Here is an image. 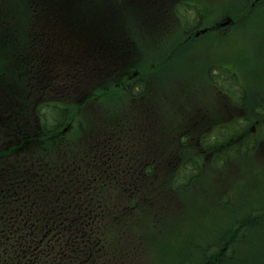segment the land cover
I'll return each mask as SVG.
<instances>
[{"label":"trees","instance_id":"obj_1","mask_svg":"<svg viewBox=\"0 0 264 264\" xmlns=\"http://www.w3.org/2000/svg\"><path fill=\"white\" fill-rule=\"evenodd\" d=\"M167 5L170 14L161 15ZM263 10H241L240 18L248 31ZM214 14L211 7L195 0H0V117L3 112L4 121L11 109L17 111L19 100L24 117L22 131L10 137L0 126V218H10L12 227L5 239L15 262L18 256L27 259L37 254L38 264H133L142 248L134 246L129 254L121 243L122 232L130 226L139 242H144L146 229L141 218L165 216L169 202L162 195L189 194L191 185L204 176L206 150L217 152L215 163L222 168L228 158L244 155L255 146L257 139L247 129L258 118L256 88L253 92L254 86L247 80L253 77L251 74L238 75L231 68L225 71L221 87L215 79L220 75L217 63L201 75L203 56L189 61L173 76L165 73L183 50L194 52L182 59L202 53L203 44L229 39L231 28L222 29L217 37L183 42L168 51L164 59L162 54L153 59L148 54L149 65L131 60L136 52L151 47L144 39L159 40L169 32L152 34L149 27H170L185 17L182 33L187 30L191 34L210 23ZM226 14L235 16L233 12ZM262 25L256 29L257 37ZM77 46L82 48L71 61L79 63L74 66L69 64L68 54L69 48ZM165 47L169 50L174 46ZM196 64L200 65L196 68L199 75L217 87L210 99H198L206 107L199 112L205 119H214L205 130L196 125L195 109L187 111L186 121L170 115L155 125L146 107L137 110L136 90L142 85L140 96L150 89L151 100H155L153 112L160 118L164 97L161 88L173 86L167 77H180ZM132 66H138L142 76L151 73L150 85L143 83L144 79L129 90L113 85L124 79ZM103 67L108 77L83 83L84 77ZM82 84L101 95L106 110L77 113V107L81 108L69 101ZM182 95L186 104L190 95ZM43 98L45 103L40 100ZM6 104L11 109L4 107ZM223 104L230 113L225 119ZM69 121L74 127L63 136L60 131ZM167 127L175 131L171 141L165 138ZM160 130L163 139L151 143ZM20 173L24 175L16 177ZM19 218H28L29 228ZM128 218L139 219L132 226ZM16 223L22 229L21 236ZM262 226L264 231V218L234 220L217 236L219 242L214 247L201 248L202 257L221 264L240 241L262 230ZM148 232L155 235L153 228ZM263 239L253 246L264 249ZM181 240L183 243V237ZM36 245L38 250L31 255L20 251ZM167 245V251L178 250L174 252L176 264H184V260L186 264L201 263L190 259L189 254L182 257L183 247L181 253L178 247Z\"/></svg>","mask_w":264,"mask_h":264},{"label":"rangeland","instance_id":"obj_2","mask_svg":"<svg viewBox=\"0 0 264 264\" xmlns=\"http://www.w3.org/2000/svg\"><path fill=\"white\" fill-rule=\"evenodd\" d=\"M195 1L203 2L199 3V5L211 7L212 10H215V14L211 17L210 23L208 24H212L218 19V21H220L225 13L233 12L237 25L231 28L232 34L229 39L224 42H215L213 45L203 44L204 48L202 53L195 54L186 59L179 58L178 61L166 67L165 73L173 76L181 71V67L186 66L189 61L199 59L202 56L204 58L201 60V66H204L208 60H212L214 56L217 59L226 61V63L220 62L217 64L220 75L215 79L219 85L224 82L225 71L230 72L231 68L238 75H244L245 72L251 74L254 77L252 84L264 82V67H262L264 66V25L258 30V37L255 34L258 25L264 23V12L259 19L255 20L248 31L243 26L246 22L241 20L240 14L243 8H251L250 3L252 0H248V2L244 0ZM249 15L250 13L247 15V18ZM188 17L191 16L189 15ZM184 18L185 17H180L176 25L174 24L170 27L157 26L148 29L152 34H158L163 30L165 32L169 31L159 40L151 41L148 38L144 39L147 44L151 45V47L148 48L150 50L151 59L159 54L164 56L168 51L167 48H169L165 47L166 45L176 46L185 39L182 33ZM144 40L142 41L144 42ZM76 49L77 47L70 48L72 52L70 53L71 61L74 57L73 52H75ZM243 68L244 70H242ZM185 72L187 73V84L181 89L178 88V79L167 77L168 81H170L173 86L170 87V85L167 84L161 88L164 93L162 105L166 106L170 104L173 106L184 104L182 102V92L190 89L197 90L198 95L195 101H193V105L198 108L195 118L198 120V123L206 125L214 119H205L203 112H199V109L204 110L206 107L200 105L198 99H210L214 93L212 88L202 80V77H199L200 75L196 71V65H191L188 71L186 69ZM150 74L151 73H149V75ZM128 83L131 84V80H129ZM151 98L152 93L150 92L145 97V101ZM76 101L79 100L76 99ZM154 101L153 98V100H149V102L146 103L150 108L152 119L154 115L153 125L156 124L159 118V115L153 112ZM138 102L139 101L136 100L134 104ZM191 102L192 101L186 104H190ZM129 105L128 103L127 106ZM76 110L77 113H82L78 107ZM221 111L222 118L225 119L229 117L230 113L228 114L227 104L221 106ZM234 111L236 113L238 112V110ZM131 112L134 114V106H132ZM159 119L162 122L166 121L163 114H160ZM166 132L167 135L165 138L167 141H171L175 131L167 127ZM162 139L163 137L161 136L160 130L159 135L151 138V143H154V141H161ZM216 156L217 152L212 153L210 150L205 151V164H203L204 176L199 182L191 185L187 190V192H189L188 195L178 196L175 192L162 195V198L169 202L167 212L163 218H151L149 216V218H141L144 229H146L144 242H139L130 226L122 232L121 243L124 247L126 246V250L129 254H131L134 246L138 248L140 245L142 248L141 253L133 264H176V261H174V252L178 253V250L167 251V244L174 246V248L176 246L179 248V242L182 237L183 253L182 249H180L182 257H186L185 254H189L190 259L195 262H202V260L205 259L202 257L200 247H208L209 245L217 244L219 242V235L231 226L235 217L244 218L248 215L251 204H256L258 206L264 205V140L260 139V141H255V146L250 147L244 155L228 158L225 166L222 168L216 165ZM254 169L255 171L253 173H249V171H253ZM242 193L247 195V201L242 200ZM215 196H220V198L215 200ZM226 205L229 207H233L234 205L233 210H229ZM172 210L174 212L173 214ZM118 219L119 218H115L114 221ZM132 219V224H137L139 218ZM150 228L154 229L155 235L152 234L150 236L148 232ZM263 232L262 226V230L254 234H248L249 237L247 236L240 241L234 250L235 253L240 255L239 260L231 264H245V256L248 255L258 254L259 257L264 258V249L262 247L253 246L264 238ZM250 246L253 247L250 249ZM184 264H186L185 260Z\"/></svg>","mask_w":264,"mask_h":264},{"label":"flooded vegetation","instance_id":"obj_3","mask_svg":"<svg viewBox=\"0 0 264 264\" xmlns=\"http://www.w3.org/2000/svg\"><path fill=\"white\" fill-rule=\"evenodd\" d=\"M262 67H264V66H262ZM134 82L138 83V80H135ZM260 84L261 85L258 86V92H259V94H262V92L264 91V82H261ZM261 105L264 106V102H261ZM142 108L145 109V103H143ZM137 110L139 111L140 108L137 109ZM21 171H24V170H21ZM17 172H20V171L16 170L15 173H17ZM23 175H24L23 173H20V174H17L16 177L23 176ZM11 179L12 178H10V180ZM16 182L19 183V181H16ZM124 192H126V190ZM147 192H148V190L146 189L144 194L147 195ZM4 196L6 197L7 195L4 194ZM3 204L6 205L7 201L4 200ZM19 221H23V225L26 228H29L30 221H29L28 218H19ZM11 227H12V225H11L10 218H0V264H38L39 263V259H38L37 254L34 255V256H30L27 259H26L25 256H23V257L18 256L19 260L17 262H15L14 257H12L9 254V252L11 250V247H9L6 244L5 236H8V232H9ZM15 228H16V231L19 233V236H21L22 235V229H20V227L17 226V223L15 224ZM25 232L28 233V231H25ZM46 236H47V234H45L43 236L42 241L46 238ZM47 244H49V243L47 242ZM37 250H38L37 245L36 246L25 247V248H21L20 249L21 252H25V254H29V255H31L33 253V251L36 252ZM23 260H24V263L21 262Z\"/></svg>","mask_w":264,"mask_h":264},{"label":"bare ground","instance_id":"obj_4","mask_svg":"<svg viewBox=\"0 0 264 264\" xmlns=\"http://www.w3.org/2000/svg\"><path fill=\"white\" fill-rule=\"evenodd\" d=\"M263 10L264 9V6H260L258 8V11L259 10ZM264 12V10L262 11V13ZM264 218V205L258 209H254L253 210V213L249 216V217H244V218ZM236 219H241V218H237L235 217L234 220ZM229 229V228H228ZM227 229V230H228ZM211 246H215V244H212V245H209L208 247H211ZM208 247H200V248H208ZM209 249V248H208ZM229 257V258H228ZM226 259L227 260H224L221 262V264H231L237 260H239V255L235 252H233L230 256H228ZM205 259V258H204ZM199 264H214V261L211 259H205V260H202L201 263ZM245 264H264V258L262 257H259L258 254H255V255H248V256H245Z\"/></svg>","mask_w":264,"mask_h":264},{"label":"water","instance_id":"obj_5","mask_svg":"<svg viewBox=\"0 0 264 264\" xmlns=\"http://www.w3.org/2000/svg\"><path fill=\"white\" fill-rule=\"evenodd\" d=\"M224 23H227V22H224ZM202 31H205V30H202ZM197 34H199V33H197Z\"/></svg>","mask_w":264,"mask_h":264}]
</instances>
